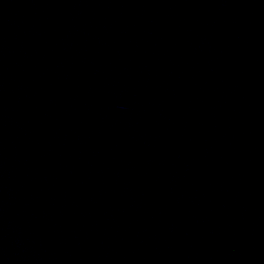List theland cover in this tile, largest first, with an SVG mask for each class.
<instances>
[{
  "label": "water",
  "instance_id": "obj_1",
  "mask_svg": "<svg viewBox=\"0 0 264 264\" xmlns=\"http://www.w3.org/2000/svg\"><path fill=\"white\" fill-rule=\"evenodd\" d=\"M0 264H264V0H0Z\"/></svg>",
  "mask_w": 264,
  "mask_h": 264
}]
</instances>
